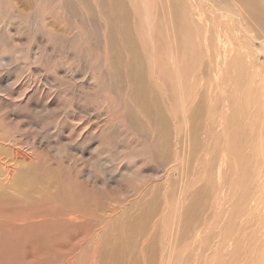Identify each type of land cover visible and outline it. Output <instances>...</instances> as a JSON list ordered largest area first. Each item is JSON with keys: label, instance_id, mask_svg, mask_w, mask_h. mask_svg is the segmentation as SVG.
Listing matches in <instances>:
<instances>
[{"label": "rangeland", "instance_id": "1", "mask_svg": "<svg viewBox=\"0 0 264 264\" xmlns=\"http://www.w3.org/2000/svg\"><path fill=\"white\" fill-rule=\"evenodd\" d=\"M124 2L156 114L99 0H0V264H100L124 235L144 264L153 205L155 264H264V37L229 3L176 0L173 32L163 0Z\"/></svg>", "mask_w": 264, "mask_h": 264}, {"label": "bare ground", "instance_id": "2", "mask_svg": "<svg viewBox=\"0 0 264 264\" xmlns=\"http://www.w3.org/2000/svg\"><path fill=\"white\" fill-rule=\"evenodd\" d=\"M163 1L166 7L164 13L166 15L165 19L168 21V31H173L177 27L176 0H163ZM217 1L220 4H225L227 6L231 4L228 10V14L239 15L238 12H240L243 18L251 26L252 28L251 32L253 31L252 33H256L259 36L264 37V0H217ZM231 6L233 7V9ZM99 8L102 11V14L108 24L107 30H108L109 45L112 50L111 59L113 64L115 65V67L121 70H125L130 75V77L132 78V87L134 88L132 89L133 92H140L141 98L136 103L137 107L143 112L146 111L145 112L146 114L148 113L156 114V112H158V110L160 109V103L158 101V96L156 95V93L153 92L148 86L145 75L146 67L143 60L144 58L142 56L143 53L141 52L138 41L135 38L134 25L131 23V18H130L131 12L137 15L139 14L138 11L135 9L134 12L133 8L129 4H126L124 0H99ZM146 11L148 12L145 14L144 19L146 22H150L149 28L150 31H152L151 30L153 27L151 22L152 12L149 10V8L148 10L146 9ZM219 21L221 22L222 26H225V29H229L231 27V24H227L229 22L233 24L234 28L240 26L239 24L241 23V20L238 19L233 20L232 16H228V15L227 17L224 18V20L219 19ZM215 26L217 25L215 24ZM220 34H221L220 42L225 47V50L228 51L229 46L223 40L226 34L223 30H220ZM149 35L151 37L152 33H149ZM150 40L153 41L152 38H150ZM153 47L156 46L153 45ZM125 52L128 53L127 57L124 55ZM155 215H156V208L155 205H153L149 207L147 212L143 214L141 220L139 221V222L142 221L141 227H138L137 224L135 225V223H132L131 226L129 225L130 227L129 231L131 232V230H134L135 232L132 234L129 232L128 235L130 239L127 238V240L130 241L128 242H133V240L139 234L144 235V237H142L144 239L143 248H142V252H143L142 258L144 264H155L156 261L155 234L157 233L155 234L151 233L150 235H148L147 233V231L150 230L151 225L152 227H154V225L157 224L156 222H154ZM155 231L157 232V230ZM124 236H121L122 240L126 238ZM121 239L118 238L117 243L114 244L112 248H109L106 251L104 249L101 250L99 254L100 264H121L123 257L124 256L126 257V253H125L126 251H124L122 249L123 247L121 248L120 246V244L123 245L122 243L123 241ZM120 240L122 242H120ZM127 240L125 241L127 242ZM124 245H126V243ZM131 245H132L131 243L129 245L127 244V246H131ZM136 251L134 252L133 249V252L131 253L132 259L136 255Z\"/></svg>", "mask_w": 264, "mask_h": 264}]
</instances>
